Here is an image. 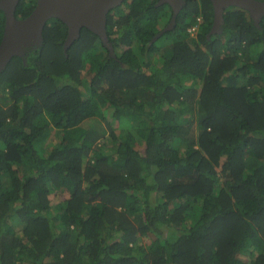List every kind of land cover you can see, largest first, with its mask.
<instances>
[{"label": "trees", "instance_id": "obj_1", "mask_svg": "<svg viewBox=\"0 0 264 264\" xmlns=\"http://www.w3.org/2000/svg\"><path fill=\"white\" fill-rule=\"evenodd\" d=\"M157 2L66 50L51 18L0 68V264H264V16L229 6L211 32L185 0L163 31Z\"/></svg>", "mask_w": 264, "mask_h": 264}, {"label": "water", "instance_id": "obj_2", "mask_svg": "<svg viewBox=\"0 0 264 264\" xmlns=\"http://www.w3.org/2000/svg\"><path fill=\"white\" fill-rule=\"evenodd\" d=\"M19 1L0 0V9L5 16L0 42V68L12 55L21 54L26 46L39 44L43 28L51 18H57L67 26V35L63 43L65 50L79 38L83 27L97 34L104 43L107 42V15L125 0H37L34 9L24 18L15 16ZM210 2L214 12L211 32L220 30L223 12L229 6L247 10L255 22L264 16V1L261 0H210ZM157 4H167L171 8L170 25L163 31L171 29L185 0H158Z\"/></svg>", "mask_w": 264, "mask_h": 264}, {"label": "rangeland", "instance_id": "obj_3", "mask_svg": "<svg viewBox=\"0 0 264 264\" xmlns=\"http://www.w3.org/2000/svg\"><path fill=\"white\" fill-rule=\"evenodd\" d=\"M169 25H170V19L165 24H163L165 28L168 27ZM101 123L102 124L100 125L99 120L96 118H90L82 122L80 126L83 129H86L88 132L94 130V132L100 136V134L105 130L104 128H107L108 130L107 124L105 122H101ZM55 135L58 134L53 132L52 136H50V138L48 137V139L46 140V143L51 144L52 142H54L57 139Z\"/></svg>", "mask_w": 264, "mask_h": 264}, {"label": "built area", "instance_id": "obj_4", "mask_svg": "<svg viewBox=\"0 0 264 264\" xmlns=\"http://www.w3.org/2000/svg\"><path fill=\"white\" fill-rule=\"evenodd\" d=\"M199 23H200V20H198L197 23H196L195 25H192L191 27H189V28L187 29V31H188L191 35L195 34V32H196V30H197V28H198Z\"/></svg>", "mask_w": 264, "mask_h": 264}, {"label": "flooded vegetation", "instance_id": "obj_5", "mask_svg": "<svg viewBox=\"0 0 264 264\" xmlns=\"http://www.w3.org/2000/svg\"><path fill=\"white\" fill-rule=\"evenodd\" d=\"M171 19V18H170Z\"/></svg>", "mask_w": 264, "mask_h": 264}]
</instances>
